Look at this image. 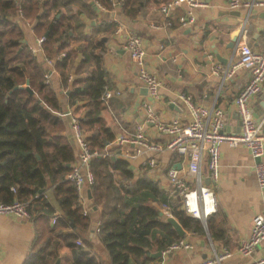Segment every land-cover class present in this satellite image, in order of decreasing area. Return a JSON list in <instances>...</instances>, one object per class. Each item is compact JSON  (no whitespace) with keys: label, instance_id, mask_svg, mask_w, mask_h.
<instances>
[{"label":"trees","instance_id":"16d2710c","mask_svg":"<svg viewBox=\"0 0 264 264\" xmlns=\"http://www.w3.org/2000/svg\"><path fill=\"white\" fill-rule=\"evenodd\" d=\"M78 1L0 0V202H29L37 235L25 264H56L60 258V264H149L153 259L148 251L162 252L182 239L161 216L156 203H169L188 233L205 235L208 231L213 241H225L228 230L224 225H215V215L209 216L204 226L183 210L178 199L172 201L179 202L172 207L158 182L150 179L147 172L137 175L130 162L120 156V149H111L117 133L103 117L107 102L103 96L109 88L103 61L106 44L102 37L84 43L91 35L84 33L88 25L81 18L98 15L89 1H82L74 10ZM93 1L105 10H116L112 0ZM170 1L123 0L117 8L122 15L136 20L155 3L161 12L162 5ZM23 22L29 23L36 36L46 37L43 48L60 73L59 89L52 79L47 83L48 66L32 52ZM111 25L93 29L96 35L114 29L115 33L117 25L110 28ZM91 47L96 67L80 76L85 61L81 57L89 59ZM62 53L66 56L59 58ZM60 94L67 96L68 105L74 108L73 113L97 153L92 162L95 183L88 187L92 206L100 211L97 236L110 263L95 252L89 239L90 209L84 203L82 190L67 178L76 162V151L60 115L64 112ZM49 188L53 200L46 196ZM54 217L56 222L52 224ZM64 248L66 257L62 255Z\"/></svg>","mask_w":264,"mask_h":264},{"label":"crops","instance_id":"0c3cea01","mask_svg":"<svg viewBox=\"0 0 264 264\" xmlns=\"http://www.w3.org/2000/svg\"><path fill=\"white\" fill-rule=\"evenodd\" d=\"M82 1H89L93 4L98 15L95 18L82 16L81 20L88 25L86 29L84 28V33L91 35L84 39V43L95 41L98 37L105 40L106 54L103 61L109 74L107 90L112 91L114 96L111 100L109 99L110 101L104 102L106 109L103 111V117L107 124L115 130L117 138L121 135L131 136L135 133L136 125L145 117L143 103L148 98V90L140 81L137 66L123 48L120 37L116 32L114 33L115 29L112 32L103 31L98 35L95 34L93 28L101 24H113L110 28L117 25L116 29H118V24L122 23L127 30H132L141 36L147 51V66L162 84V97L159 101L153 102L162 121L167 122L173 118H181L184 122L188 121V111L179 98L181 94H187L200 104L206 106L217 104L221 107L226 113V133L238 134L241 132L242 123L235 107V100L249 83L250 74L247 70L240 69L235 76L225 79L222 73H217L215 70L217 65L225 67L235 60L236 46L230 48L229 45L234 32L241 29L246 20V10L231 9L229 0H202L204 5L195 10L196 21L193 25L184 26L179 21L187 10L186 6H181L174 14L173 27L157 29L152 24H161L163 18L156 3L144 17L131 20L122 15L121 10L117 8V0H112L116 8L113 11L105 10L95 4L93 0H79L73 9L77 11L83 3ZM23 25L27 41L32 47L38 36L34 34L29 24L23 22ZM263 29L264 6H259L250 12L246 24L248 41L256 50L264 47ZM79 33L78 31L77 34ZM91 49L92 47L87 52L90 56L89 59L81 57V61H85L79 72L80 76H86L87 72L96 67V58ZM60 79V73L55 70L52 74V81L58 89ZM60 98L64 103V112L74 111V108L68 105L66 95L60 94ZM262 104H264V85L262 90L250 101L256 122L262 120L260 127L261 132L264 133ZM63 118L68 126L66 135L75 148L77 159L78 150L72 138L70 118L67 116ZM147 132L150 140L159 141L161 139L156 134L153 125L147 126ZM110 147L111 149L114 147L120 149V156L130 162L131 169L137 175L147 172L150 179L158 182L165 196L170 198L172 207L179 203L178 200L181 201L178 199L177 203L173 204L172 201L176 198L169 197L167 175L170 168L177 167L181 170L184 179L190 180L187 173L188 160L185 157L162 152L156 155L158 167L147 169L144 164L148 157L146 152L137 155L135 146H121L115 142ZM202 170L205 184L210 185L217 195L218 210L213 214L215 215V225L217 227L224 225L228 230L225 241L213 242L219 245L223 244L233 252V257L227 259L223 264H254L264 256V242L249 257H243L238 252L243 240L250 235L253 217L264 210V191L258 186L255 176V161L250 151L244 146L232 148L228 144L222 145L221 175L217 184L211 180L208 160L204 162ZM88 190L90 189L86 186L82 193L84 203L92 215L89 239L95 246V252L102 255L104 259H108L104 249L100 246L97 233L93 231V224L99 223L100 211L98 207L92 206V195L90 198ZM46 196L53 200L50 188L47 189ZM156 206L163 212L162 205L156 203ZM202 223L204 224L203 221ZM52 224H54L53 219ZM204 226L207 225L204 224ZM36 235L32 219L0 215V264H25ZM185 239L194 244V249L173 254L167 260V264H201L207 257H210V241L213 239L208 231L205 235L186 231ZM67 253V249L64 248L62 255L66 257ZM160 258L153 259L149 264H158Z\"/></svg>","mask_w":264,"mask_h":264},{"label":"built area","instance_id":"2783aa9c","mask_svg":"<svg viewBox=\"0 0 264 264\" xmlns=\"http://www.w3.org/2000/svg\"><path fill=\"white\" fill-rule=\"evenodd\" d=\"M117 7L123 5L119 1ZM204 5L202 0H172L161 7L162 23L152 24L154 28H171L174 23V14L181 6L187 10L179 21L184 25H193L196 21L195 10ZM259 6H264V1L258 0H229V7L234 10H246L247 17L241 28V36L236 44L235 60L227 66L217 65L216 72L222 73L225 79L232 78L240 70H247L250 80L245 89L235 100V107L240 116L242 127L238 134L225 132L226 113L217 104L206 106L194 100L191 95L181 94L180 99L186 107L189 119L184 122L181 118H173L170 121H162L153 102L159 101L161 94V81L147 66V51L141 36L127 30L122 23L118 24L116 34L120 37L123 48L129 53L131 59L138 69V77L148 90V98L143 103L145 117L135 127V133L131 136L121 135L115 141L118 145H133L137 155L144 152L148 157L144 161L147 167L155 169L158 167L156 155L162 152H170L185 157L188 160V175L190 180L184 179L181 170L172 167L168 171L169 197L181 200L183 210L194 218H198L207 225L209 216L218 210L217 195L210 185L205 184L203 175V164L208 160L211 180L217 184L221 175V148L228 144L232 148L246 147L255 161V176L258 186L264 191V133L256 122L250 101L256 96L264 85V47L254 49L247 37L246 24L250 12ZM23 17V16H21ZM29 24L28 22H26ZM125 32V33H124ZM264 32V29H263ZM46 37H38L31 47L33 53L48 66L46 75L47 83L51 82L55 71V61L45 55L43 48ZM65 53L59 55L64 58ZM114 96L110 90H106L103 99L108 101ZM61 117L70 118V130L77 146L78 155L72 166V171L67 178L74 182L79 190L95 183V175L92 171L93 159L97 153L87 140L78 117L73 110L60 113ZM155 127L156 134L161 138L159 141L150 140L147 126ZM130 157L129 154H127ZM29 202L16 200L11 204L0 202V215H13L20 219H31ZM162 210L169 216H173L169 203L162 204ZM89 210H85L88 214ZM177 219V218H176ZM56 222V218L53 219ZM99 231V227L96 228ZM264 242V210L253 217L251 232L248 238L243 240L238 252L243 257L253 255L257 247ZM83 245L81 241L77 242ZM194 244L183 238L162 251L158 264H167V260L180 251H192ZM210 257L201 264H223L227 259L233 257V252L225 245L210 241ZM1 254V248H0ZM254 264H264V256Z\"/></svg>","mask_w":264,"mask_h":264},{"label":"water","instance_id":"95a60500","mask_svg":"<svg viewBox=\"0 0 264 264\" xmlns=\"http://www.w3.org/2000/svg\"><path fill=\"white\" fill-rule=\"evenodd\" d=\"M240 36H241V29H239V30L234 32L232 40H231V43L229 45L230 48H234L236 46ZM223 62L226 63V61H223ZM27 85H29V82H28ZM29 91H30V93L32 95L34 94L33 90H31L30 88H29ZM262 106H263V109H264V104H262ZM261 121L262 120L260 119V120H258L257 123L260 125ZM88 194H89V197L91 198V195H92L91 194V190H88ZM95 209H97V208H95ZM160 214H161L162 217H164V219L166 220L167 223H169V224H171L173 226V228L177 231V233H178V235L180 237H182V238L186 237V231L184 230V228L182 227V225L179 223V221L176 218H174L173 216H169L168 214H165L164 212H160ZM99 225H100V223H94L93 224V227H94L93 231L94 232H96V228H98ZM147 255L149 257H151L152 259H158V258H160L162 256V253L159 252L157 254H152L150 251H148ZM56 264H60V260H58V262Z\"/></svg>","mask_w":264,"mask_h":264},{"label":"rangeland","instance_id":"374dc122","mask_svg":"<svg viewBox=\"0 0 264 264\" xmlns=\"http://www.w3.org/2000/svg\"><path fill=\"white\" fill-rule=\"evenodd\" d=\"M99 227H100V225H99ZM96 233H97V231H96Z\"/></svg>","mask_w":264,"mask_h":264}]
</instances>
